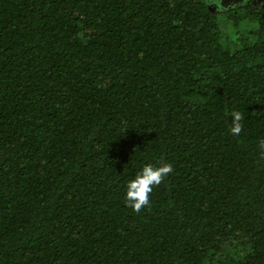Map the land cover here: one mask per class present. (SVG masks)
Masks as SVG:
<instances>
[{"label": "trees", "instance_id": "trees-1", "mask_svg": "<svg viewBox=\"0 0 264 264\" xmlns=\"http://www.w3.org/2000/svg\"><path fill=\"white\" fill-rule=\"evenodd\" d=\"M211 2L0 0V264H264V6Z\"/></svg>", "mask_w": 264, "mask_h": 264}, {"label": "clouds", "instance_id": "clouds-1", "mask_svg": "<svg viewBox=\"0 0 264 264\" xmlns=\"http://www.w3.org/2000/svg\"><path fill=\"white\" fill-rule=\"evenodd\" d=\"M209 4H212L211 0H209ZM230 116L229 132L231 135L239 137L244 129L242 123L244 115L240 111H232ZM258 147L261 153L264 154V140L259 142ZM172 172L173 166L168 162L157 165L149 163L142 166L134 178L125 185L124 200L126 204L137 213L148 207L153 189L164 182Z\"/></svg>", "mask_w": 264, "mask_h": 264}, {"label": "rangeland", "instance_id": "rangeland-1", "mask_svg": "<svg viewBox=\"0 0 264 264\" xmlns=\"http://www.w3.org/2000/svg\"><path fill=\"white\" fill-rule=\"evenodd\" d=\"M232 0H222V2H226L223 5L220 4L222 3L220 0H214V7L217 9H225L224 6H229L231 4ZM252 3H257V4H261L264 6V0H251ZM250 2V3H251Z\"/></svg>", "mask_w": 264, "mask_h": 264}]
</instances>
